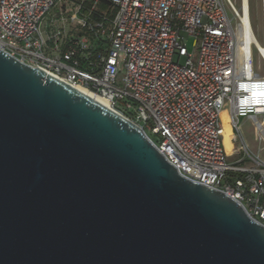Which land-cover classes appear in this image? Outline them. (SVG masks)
Masks as SVG:
<instances>
[{
	"label": "water",
	"instance_id": "1",
	"mask_svg": "<svg viewBox=\"0 0 264 264\" xmlns=\"http://www.w3.org/2000/svg\"><path fill=\"white\" fill-rule=\"evenodd\" d=\"M0 264H264V226L143 131L0 50Z\"/></svg>",
	"mask_w": 264,
	"mask_h": 264
},
{
	"label": "built area",
	"instance_id": "2",
	"mask_svg": "<svg viewBox=\"0 0 264 264\" xmlns=\"http://www.w3.org/2000/svg\"><path fill=\"white\" fill-rule=\"evenodd\" d=\"M65 2L0 0V50L102 98L144 134L148 128L180 177L226 195L264 226V162L235 134L229 159L220 120L227 107L238 131L241 88L243 114L264 144V0L262 45L250 32L242 57L244 13L230 0H110L112 16L97 2L90 9Z\"/></svg>",
	"mask_w": 264,
	"mask_h": 264
},
{
	"label": "rangeland",
	"instance_id": "3",
	"mask_svg": "<svg viewBox=\"0 0 264 264\" xmlns=\"http://www.w3.org/2000/svg\"><path fill=\"white\" fill-rule=\"evenodd\" d=\"M234 7L241 9V0H230ZM67 4V7L76 8V2L75 0H66L65 2ZM249 3V22L252 33H254L257 42L262 45V34H261V10H260V0H248ZM79 18L81 15L78 16ZM230 20L233 25H235V21L233 17L230 15ZM240 38V36H239ZM193 39H188L186 41V46L188 51H192L193 47ZM180 64H183V61H180ZM254 66H255V72L259 75L262 74L261 69V62L258 59V56L254 55ZM238 98L240 100V103L237 105V123H238V131H235L231 125V120L229 117L227 110V107L224 108L223 114H222V142L224 145V149L226 154L229 156V159L231 158L232 150H233V144H230L227 140L228 136L236 135L240 141V138H243L244 142L246 143L248 149L250 152L254 155H259L260 159L264 162V144L259 141V133L255 125L247 119V117L243 114V107L241 103V88H238L237 90ZM264 103L263 101H260V106H262ZM259 120H261V117H259ZM145 134L152 140L156 141V138L153 134H151L150 130L146 127H144Z\"/></svg>",
	"mask_w": 264,
	"mask_h": 264
},
{
	"label": "bare ground",
	"instance_id": "4",
	"mask_svg": "<svg viewBox=\"0 0 264 264\" xmlns=\"http://www.w3.org/2000/svg\"><path fill=\"white\" fill-rule=\"evenodd\" d=\"M241 9H242V11L244 13V18L242 20H243V24H244L245 29H246L245 35L244 36H241L239 38V45H238L239 46V54L242 57L243 56V53L249 54V52H250V49L248 47V40L250 38V32H252V31H251L250 22H249V3H248V0H241ZM243 41L245 42L244 47L242 46V42ZM75 88L77 90H79L80 92H82L83 94L89 96L90 98H92L96 102L100 103L104 107H108L106 101L103 100L102 98L93 95L91 92L87 91L84 88H81V87H75ZM222 114H223V111L220 113L221 124H222ZM222 128H223V124H222ZM233 136L234 135H231V136H228V138H227V140H228V142L230 144H232L231 139L233 138Z\"/></svg>",
	"mask_w": 264,
	"mask_h": 264
},
{
	"label": "trees",
	"instance_id": "5",
	"mask_svg": "<svg viewBox=\"0 0 264 264\" xmlns=\"http://www.w3.org/2000/svg\"><path fill=\"white\" fill-rule=\"evenodd\" d=\"M110 0H75L76 3L82 2L84 8L90 9L94 2H97L96 9L98 12H108L109 15H113V11H109Z\"/></svg>",
	"mask_w": 264,
	"mask_h": 264
},
{
	"label": "crops",
	"instance_id": "6",
	"mask_svg": "<svg viewBox=\"0 0 264 264\" xmlns=\"http://www.w3.org/2000/svg\"><path fill=\"white\" fill-rule=\"evenodd\" d=\"M223 143V142H222ZM224 146V145H223Z\"/></svg>",
	"mask_w": 264,
	"mask_h": 264
}]
</instances>
